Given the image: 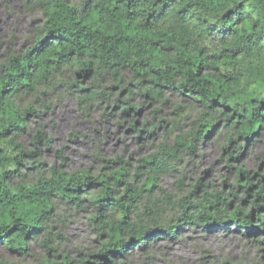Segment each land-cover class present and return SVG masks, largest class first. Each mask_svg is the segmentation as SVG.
<instances>
[{
    "label": "clouds",
    "instance_id": "9594fccd",
    "mask_svg": "<svg viewBox=\"0 0 264 264\" xmlns=\"http://www.w3.org/2000/svg\"><path fill=\"white\" fill-rule=\"evenodd\" d=\"M0 264H264V0H0Z\"/></svg>",
    "mask_w": 264,
    "mask_h": 264
}]
</instances>
